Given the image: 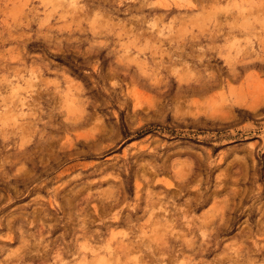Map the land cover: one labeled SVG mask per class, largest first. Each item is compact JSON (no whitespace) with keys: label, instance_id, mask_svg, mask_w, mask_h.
Returning a JSON list of instances; mask_svg holds the SVG:
<instances>
[{"label":"rangeland","instance_id":"374dc122","mask_svg":"<svg viewBox=\"0 0 264 264\" xmlns=\"http://www.w3.org/2000/svg\"><path fill=\"white\" fill-rule=\"evenodd\" d=\"M0 264H264V0H0Z\"/></svg>","mask_w":264,"mask_h":264}]
</instances>
